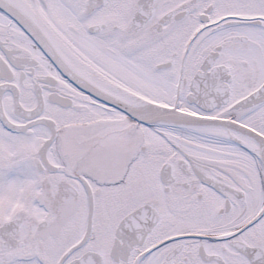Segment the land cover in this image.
<instances>
[{"label":"snow or ice","instance_id":"snow-or-ice-1","mask_svg":"<svg viewBox=\"0 0 264 264\" xmlns=\"http://www.w3.org/2000/svg\"><path fill=\"white\" fill-rule=\"evenodd\" d=\"M0 264H264V0H0Z\"/></svg>","mask_w":264,"mask_h":264}]
</instances>
